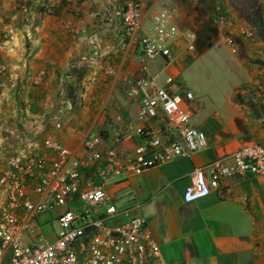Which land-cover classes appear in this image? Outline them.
Returning <instances> with one entry per match:
<instances>
[{
    "label": "crops",
    "instance_id": "0c3cea01",
    "mask_svg": "<svg viewBox=\"0 0 264 264\" xmlns=\"http://www.w3.org/2000/svg\"><path fill=\"white\" fill-rule=\"evenodd\" d=\"M126 1L0 0V39L8 44L0 48L6 66L0 73V175L16 154L25 161L44 158L49 166L61 155L53 144L79 158L89 157L84 142L96 135L105 140L103 150L136 144L130 126L141 123L139 99L126 95L124 78L136 77L144 65L153 76V59H146L137 42L123 33ZM129 1L144 4L145 30L157 10L169 4L181 29L196 33V50L189 51L180 39L164 69L175 77L174 90L179 91L185 88L178 80L187 64L205 63L212 85L204 91L203 103L194 102L199 116L192 124L207 133L209 144L140 175L111 176L108 193L120 209L147 220L167 264H264V175L224 177L209 196L193 203L183 200L196 167L247 144H264V0ZM217 6L234 19L233 26L216 24ZM206 106L209 113L203 116ZM102 164L93 161L83 169L81 186L99 180ZM40 184L37 177L26 181L35 201L42 197ZM8 192L9 184H0V214ZM62 210L40 218L51 240L56 237L51 223ZM125 264L141 263L131 252Z\"/></svg>",
    "mask_w": 264,
    "mask_h": 264
},
{
    "label": "built area",
    "instance_id": "2783aa9c",
    "mask_svg": "<svg viewBox=\"0 0 264 264\" xmlns=\"http://www.w3.org/2000/svg\"><path fill=\"white\" fill-rule=\"evenodd\" d=\"M143 9L141 1H126L122 23L126 39L137 42L146 59L161 58L169 64L180 39L186 40L189 51L196 50V33L181 29L174 10L157 11L152 26L145 30ZM216 9V24L233 26L234 19L225 15L221 6ZM250 32L244 30V33ZM228 39L232 52L237 53L233 38ZM6 45V41L0 39V48ZM126 46L124 42L123 48ZM147 70L144 65L136 77L124 78L126 95L139 99L141 123L130 126L137 138L131 149L109 147L103 150L100 146L105 140L96 135L84 142L89 153L87 158H79L57 144L53 146L61 155L49 166L44 158L25 161L18 154L10 158L9 168L0 175V184H9L6 204L0 214V264H125L131 252L141 264L151 260L167 264L161 259V246L148 230L147 220L134 216L129 208L120 209L112 200L106 188L108 179L140 175L191 156L206 148L209 141L207 133L191 121L197 113L194 93L185 88L175 91L178 83L173 76H167L160 85ZM5 71L6 66L0 62V73ZM56 126H61L60 121ZM93 161L103 162L98 171L99 180L91 178L81 186L83 169ZM248 174L264 175L262 143L247 144L226 157L196 167L183 200L196 202L219 188L222 178ZM30 177L40 180L38 191L42 197L38 201L27 193L26 181ZM70 202L77 203L70 206ZM59 208L63 210L53 221L58 222L61 230L51 240L43 231L40 218Z\"/></svg>",
    "mask_w": 264,
    "mask_h": 264
},
{
    "label": "rangeland",
    "instance_id": "374dc122",
    "mask_svg": "<svg viewBox=\"0 0 264 264\" xmlns=\"http://www.w3.org/2000/svg\"><path fill=\"white\" fill-rule=\"evenodd\" d=\"M163 8H168L172 9V7L169 6V4L160 7L157 11L163 9ZM164 65L166 63L164 60L161 58L153 59L150 61V70H152L151 74L155 77L156 81L162 85L164 84V81L166 77L169 75L168 72L165 71ZM218 79H220L221 75L220 73L216 72ZM214 73V74H215ZM179 82H181L182 85H184L185 89L191 90L194 95L196 96L195 99V104L198 105V103H203L204 100V91L212 85V77L211 74L206 71V66L205 63H200V59L196 60L193 63H188L187 67L183 70L181 76L179 77ZM178 91V90H177ZM200 112V111H199ZM209 113L208 106H206L202 113L203 116H206V114ZM199 115L198 113L195 114V116L192 118V122L194 121L195 118H197ZM77 202L69 203L70 206H73ZM51 224H53V231L52 235H55V233H58L61 229L58 224V222L55 220Z\"/></svg>",
    "mask_w": 264,
    "mask_h": 264
}]
</instances>
